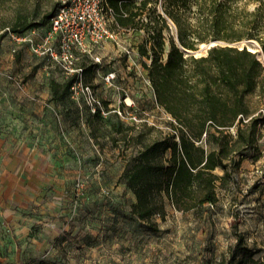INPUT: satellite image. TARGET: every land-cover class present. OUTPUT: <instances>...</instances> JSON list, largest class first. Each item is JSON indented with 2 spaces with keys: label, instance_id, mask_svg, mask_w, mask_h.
Segmentation results:
<instances>
[{
  "label": "rangeland",
  "instance_id": "obj_1",
  "mask_svg": "<svg viewBox=\"0 0 264 264\" xmlns=\"http://www.w3.org/2000/svg\"><path fill=\"white\" fill-rule=\"evenodd\" d=\"M59 2L0 0V164L19 166V157L36 162L34 176L23 170L22 196L0 214V264H222L230 246L246 253L243 263H251V255L264 264V122L258 126V148L230 166L219 182L218 201L207 212L181 210L165 199L164 218H140L133 211L136 195L123 177L127 161L149 139L181 131L157 102L143 65V59L151 63L155 39L138 24L118 31L109 20L118 38L106 42V61L95 73L93 64L83 61L85 80L106 109L92 112L86 98L75 100L63 88L53 92L52 81L64 82V70L10 35L15 26L42 22ZM169 22L164 61L172 35L177 38ZM47 23L25 31L37 28L39 39ZM146 39L149 55L143 57L140 45ZM208 43L193 52L205 54L208 47L199 50ZM235 44L257 50L264 63L256 40ZM110 73L115 76L108 80ZM247 100L257 114L263 100L258 90ZM126 126L132 127L128 133ZM206 137L204 132L198 143L216 146ZM162 155L169 157L170 150ZM215 171L224 173L221 167Z\"/></svg>",
  "mask_w": 264,
  "mask_h": 264
},
{
  "label": "trees",
  "instance_id": "obj_2",
  "mask_svg": "<svg viewBox=\"0 0 264 264\" xmlns=\"http://www.w3.org/2000/svg\"><path fill=\"white\" fill-rule=\"evenodd\" d=\"M108 3L122 28L138 24L154 37L151 63L143 59V65L157 102L173 115L180 124L176 128L181 129L180 133L169 132L149 139L128 159L123 177L136 195L133 211L143 219L156 215L164 218L168 199L178 209L207 212L218 201L219 182L230 174V166H239L250 150L258 148V126L264 122V63L258 51L235 42L254 39L264 52V0H108ZM54 13L40 23H29L22 29L15 26L12 31L24 33L33 25L48 22L47 26ZM169 19L176 27L177 38L172 35L164 61L165 30L171 28ZM213 40L224 44L211 46L205 54L193 52L202 43ZM149 42L146 39L140 45L143 57L149 55ZM73 81L74 77H66L62 83L53 80V92L63 88L71 95ZM255 90L263 100L254 115L247 95ZM232 127L236 128L235 133ZM131 128L124 129L128 133ZM204 132L206 140L216 146L208 149L198 143ZM111 139L118 141L115 135ZM167 150L169 157L162 155ZM217 167L224 173L219 175ZM238 245L240 240L235 246ZM238 252L230 246L221 263L247 264L248 261L243 263L246 253ZM248 256L252 260L248 264H257Z\"/></svg>",
  "mask_w": 264,
  "mask_h": 264
},
{
  "label": "built area",
  "instance_id": "obj_3",
  "mask_svg": "<svg viewBox=\"0 0 264 264\" xmlns=\"http://www.w3.org/2000/svg\"><path fill=\"white\" fill-rule=\"evenodd\" d=\"M109 20L115 23L118 31L123 29L116 23L114 9L108 0H60L41 38L38 39L37 28L24 33L11 30L10 35L16 43H28L36 54L54 61L67 77H74L72 98L78 101L86 98L92 112L106 114L95 89L85 80L83 59L88 56L101 62L102 56L96 53V48L118 38V32L111 28ZM114 76L115 73H110L107 78L111 80Z\"/></svg>",
  "mask_w": 264,
  "mask_h": 264
},
{
  "label": "crops",
  "instance_id": "obj_4",
  "mask_svg": "<svg viewBox=\"0 0 264 264\" xmlns=\"http://www.w3.org/2000/svg\"><path fill=\"white\" fill-rule=\"evenodd\" d=\"M96 53L102 56V61H106V43L96 48ZM83 61L89 63L88 65L93 64V73H95V71L100 70L102 61L96 62L88 56H85ZM105 75L103 76V78H105ZM92 79L94 80L95 78ZM103 94H106V90L103 91ZM19 158L22 162L23 158ZM21 162H19V166L10 167V169H8V167H6L5 165L0 164V177H3L2 181H0V214H7V211H11V206L13 205V202L15 200H19L15 199V197L22 196V194H20V191L23 188V180L25 175L27 174V172L23 171L24 168L29 169L28 171L30 175L34 176V174H36V170L34 169L36 166V162L33 161L32 158H30L28 162ZM37 172L40 173V169H38Z\"/></svg>",
  "mask_w": 264,
  "mask_h": 264
},
{
  "label": "water",
  "instance_id": "obj_5",
  "mask_svg": "<svg viewBox=\"0 0 264 264\" xmlns=\"http://www.w3.org/2000/svg\"><path fill=\"white\" fill-rule=\"evenodd\" d=\"M220 41H218V40H214V41H211L210 43H208V44H203L202 45V47H201V49L199 50V51H202L203 49H205V48H210L211 46H213V45H216V44H218ZM250 49L251 50H254L253 48H251L250 47ZM254 51H257V50H254Z\"/></svg>",
  "mask_w": 264,
  "mask_h": 264
},
{
  "label": "bare ground",
  "instance_id": "obj_6",
  "mask_svg": "<svg viewBox=\"0 0 264 264\" xmlns=\"http://www.w3.org/2000/svg\"><path fill=\"white\" fill-rule=\"evenodd\" d=\"M131 102V100H129Z\"/></svg>",
  "mask_w": 264,
  "mask_h": 264
}]
</instances>
